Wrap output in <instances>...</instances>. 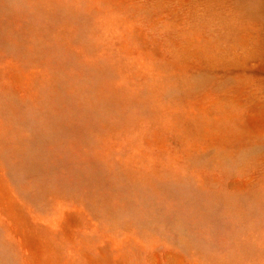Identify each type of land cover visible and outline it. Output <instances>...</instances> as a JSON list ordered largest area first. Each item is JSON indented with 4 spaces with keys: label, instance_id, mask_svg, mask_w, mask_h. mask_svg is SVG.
Segmentation results:
<instances>
[{
    "label": "rangeland",
    "instance_id": "obj_1",
    "mask_svg": "<svg viewBox=\"0 0 264 264\" xmlns=\"http://www.w3.org/2000/svg\"><path fill=\"white\" fill-rule=\"evenodd\" d=\"M0 264H264V0H0Z\"/></svg>",
    "mask_w": 264,
    "mask_h": 264
}]
</instances>
